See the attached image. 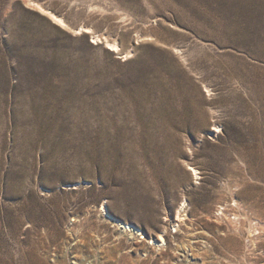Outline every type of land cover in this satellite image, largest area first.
Segmentation results:
<instances>
[{"label": "rangeland", "instance_id": "1", "mask_svg": "<svg viewBox=\"0 0 264 264\" xmlns=\"http://www.w3.org/2000/svg\"><path fill=\"white\" fill-rule=\"evenodd\" d=\"M0 264H264V0H0Z\"/></svg>", "mask_w": 264, "mask_h": 264}, {"label": "bare ground", "instance_id": "2", "mask_svg": "<svg viewBox=\"0 0 264 264\" xmlns=\"http://www.w3.org/2000/svg\"><path fill=\"white\" fill-rule=\"evenodd\" d=\"M49 16H50V18L53 20V21H55L56 23H61L62 24V20L61 19H59V18H57V17H55L54 15H52V14H49ZM113 48H114V50H112L113 52H117L118 51V47H117V45H113L112 46ZM123 58H126V56H124ZM193 174L196 176L197 175V173H196V171L195 170H193ZM182 210V207H181V209H180V211ZM180 211L178 212V216H177V219L180 221L182 218H181V215H180ZM149 243L151 244V245H163L164 244V240L162 239V238H159V240L158 241H156V242H154V241H149Z\"/></svg>", "mask_w": 264, "mask_h": 264}, {"label": "built area", "instance_id": "3", "mask_svg": "<svg viewBox=\"0 0 264 264\" xmlns=\"http://www.w3.org/2000/svg\"><path fill=\"white\" fill-rule=\"evenodd\" d=\"M218 213H222V214H223V213H225V211H218ZM220 217H221V216H220Z\"/></svg>", "mask_w": 264, "mask_h": 264}]
</instances>
